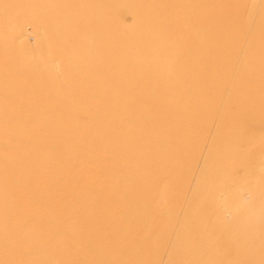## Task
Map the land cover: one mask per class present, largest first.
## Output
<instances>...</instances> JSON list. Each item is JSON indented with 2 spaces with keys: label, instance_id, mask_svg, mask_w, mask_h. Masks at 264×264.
Instances as JSON below:
<instances>
[{
  "label": "rangeland",
  "instance_id": "obj_1",
  "mask_svg": "<svg viewBox=\"0 0 264 264\" xmlns=\"http://www.w3.org/2000/svg\"><path fill=\"white\" fill-rule=\"evenodd\" d=\"M0 264H264V0H0Z\"/></svg>",
  "mask_w": 264,
  "mask_h": 264
},
{
  "label": "bare ground",
  "instance_id": "obj_2",
  "mask_svg": "<svg viewBox=\"0 0 264 264\" xmlns=\"http://www.w3.org/2000/svg\"><path fill=\"white\" fill-rule=\"evenodd\" d=\"M5 182V181H4ZM102 230V229H101ZM143 234V233H142ZM139 236V235H138ZM149 237V236H148ZM89 241V240H88Z\"/></svg>",
  "mask_w": 264,
  "mask_h": 264
}]
</instances>
